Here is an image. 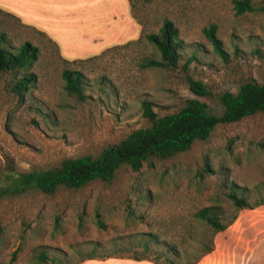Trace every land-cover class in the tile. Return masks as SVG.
Returning <instances> with one entry per match:
<instances>
[{"label":"rangeland","instance_id":"rangeland-1","mask_svg":"<svg viewBox=\"0 0 264 264\" xmlns=\"http://www.w3.org/2000/svg\"><path fill=\"white\" fill-rule=\"evenodd\" d=\"M251 2L264 5V0ZM81 5L82 19L74 24L94 34L85 41L78 32L80 47L68 50L63 45L64 53L48 35L0 9V34L5 33L9 47L30 41L40 48L38 59L28 67L0 71V186L9 182L11 168L42 170L68 157L98 156L133 130L150 125L143 115L144 99L153 102L159 115L178 112L189 98L205 101L210 112L221 114L224 92L237 93L248 80L264 81V11L238 14L234 0H84ZM166 18L174 21L183 41L179 66L143 68L144 58L160 59L161 54L138 38L158 32ZM212 23L218 25L226 57L204 33ZM65 69L85 73V101L66 91ZM26 72H35L38 81L19 94L14 84ZM189 75L201 80L211 95L194 94ZM233 182L251 190L252 203L264 194L263 112L219 124L190 150L152 158L139 171L123 165L111 182L0 197V264H10L18 248L13 264H36L35 254L44 245L51 255L65 250L71 262H78L91 242H102L109 250L112 240L124 238L128 243L141 232L191 250L181 260L184 264L202 255L190 236H212L194 216L197 209L212 205L226 210L228 218H237L214 235V250L196 264H264V204L236 210L227 196ZM98 212L105 229L97 224ZM152 248L162 249L155 244Z\"/></svg>","mask_w":264,"mask_h":264},{"label":"trees","instance_id":"trees-1","mask_svg":"<svg viewBox=\"0 0 264 264\" xmlns=\"http://www.w3.org/2000/svg\"><path fill=\"white\" fill-rule=\"evenodd\" d=\"M234 6L238 14L256 10L264 11V5L256 7L251 0H234ZM135 18L138 17L135 15ZM138 22L143 24L139 18ZM217 31L216 23H212L204 29V33L214 45L215 51L226 57V49ZM179 35V28L174 21L168 18L164 19L158 32L141 34L138 41L142 38L146 39L161 54L160 59L144 58L141 66L143 68L176 69L182 57L183 41ZM39 53L40 48L30 41L24 42L19 47H9L6 43L5 33L0 34V71L18 72L36 61ZM92 58H88V60ZM190 62L191 59L187 61L185 67H188ZM62 76L65 80L66 91L78 100L85 101L88 97L85 89V73L81 70L65 69ZM37 81L38 75L35 72H26L17 78L14 89L17 93L23 94L29 87L36 86ZM188 84L196 95H211L210 90L201 80L190 75ZM220 100L223 106L221 114L210 112L205 101L189 98L178 112L159 115L153 108V102L144 99L142 101L143 115L148 118L150 125L133 130L119 143L106 147L98 156L85 154L68 157L61 165L42 170L18 171L11 168L8 174L9 182L0 186V197L20 195L31 189L53 194L61 187L79 189L95 180L111 182L118 169L123 165H129L132 169L139 171L144 163L152 158L165 159L188 151L197 140L208 139L219 124L238 122L247 116L264 113V81L248 80L240 86L237 93L226 91L220 96ZM207 169L211 170L210 167ZM261 186L264 187V183ZM259 187L260 185L256 186V189L262 194ZM238 192L241 194L239 195ZM251 193L248 187L238 186L233 182L227 196L233 202L236 210L254 209L264 204V194L258 201L252 203L250 202ZM194 216L205 223L212 232L210 238L197 233L190 236V239L198 245L197 251L203 256L214 250V235L226 230L237 218V214L228 218L226 210L214 205L197 209ZM97 217L98 226L105 229L106 223L102 220L100 212L97 213ZM59 223L57 220V227H59ZM2 237L3 227L0 226V244ZM130 237L128 243L124 238L112 240L114 247L109 250L102 242H91L90 250L82 254L78 262H71V254L68 251L59 250L58 253L51 255L48 246H40L41 249L35 254V263L81 264L87 259L120 257L150 260L156 264H182L181 260L189 256L191 251L182 250L169 242H162L158 234L153 232H141ZM153 244L161 246L162 249L154 250ZM19 251L18 248L12 252L10 264L17 261ZM78 253H81V250L78 249ZM151 254L153 256H150ZM202 255L194 260H188L184 264H196Z\"/></svg>","mask_w":264,"mask_h":264},{"label":"crops","instance_id":"crops-1","mask_svg":"<svg viewBox=\"0 0 264 264\" xmlns=\"http://www.w3.org/2000/svg\"><path fill=\"white\" fill-rule=\"evenodd\" d=\"M84 0H0V8L14 14L29 26L45 33L62 50H75L83 42L89 40V36L94 34L88 32V28L78 29L74 23L81 21L78 15ZM86 2L89 0H85ZM80 19V20H79ZM78 32L82 36L78 38ZM96 33V32H95ZM81 39V40H80ZM84 41V42H85ZM65 45V48L63 47ZM67 54V53H66ZM69 54V53H68ZM71 53L68 57L74 55ZM66 56V55H65ZM81 264H156L150 260H135L131 258L110 257L107 259H87Z\"/></svg>","mask_w":264,"mask_h":264}]
</instances>
